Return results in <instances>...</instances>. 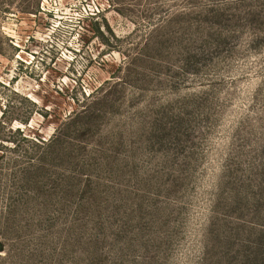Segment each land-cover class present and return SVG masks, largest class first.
Masks as SVG:
<instances>
[{
    "label": "rangeland",
    "instance_id": "rangeland-1",
    "mask_svg": "<svg viewBox=\"0 0 264 264\" xmlns=\"http://www.w3.org/2000/svg\"><path fill=\"white\" fill-rule=\"evenodd\" d=\"M0 264H264V0H0Z\"/></svg>",
    "mask_w": 264,
    "mask_h": 264
}]
</instances>
